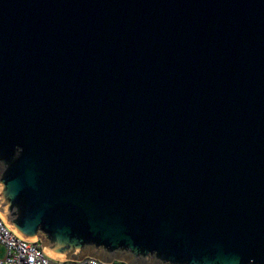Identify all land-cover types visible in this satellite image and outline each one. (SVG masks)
<instances>
[{
    "label": "water",
    "instance_id": "1",
    "mask_svg": "<svg viewBox=\"0 0 264 264\" xmlns=\"http://www.w3.org/2000/svg\"><path fill=\"white\" fill-rule=\"evenodd\" d=\"M0 218L61 262L264 264V0H0Z\"/></svg>",
    "mask_w": 264,
    "mask_h": 264
},
{
    "label": "built area",
    "instance_id": "2",
    "mask_svg": "<svg viewBox=\"0 0 264 264\" xmlns=\"http://www.w3.org/2000/svg\"><path fill=\"white\" fill-rule=\"evenodd\" d=\"M1 249H3L1 251ZM0 264H103L92 258L81 262L57 261L48 257L40 241L26 242L10 231L0 218ZM111 264H126L113 261Z\"/></svg>",
    "mask_w": 264,
    "mask_h": 264
},
{
    "label": "crops",
    "instance_id": "3",
    "mask_svg": "<svg viewBox=\"0 0 264 264\" xmlns=\"http://www.w3.org/2000/svg\"><path fill=\"white\" fill-rule=\"evenodd\" d=\"M3 249H1V251H2Z\"/></svg>",
    "mask_w": 264,
    "mask_h": 264
}]
</instances>
